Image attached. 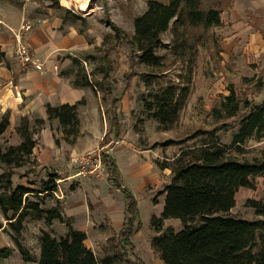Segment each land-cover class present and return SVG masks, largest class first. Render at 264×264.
I'll use <instances>...</instances> for the list:
<instances>
[{
	"label": "rangeland",
	"instance_id": "obj_1",
	"mask_svg": "<svg viewBox=\"0 0 264 264\" xmlns=\"http://www.w3.org/2000/svg\"><path fill=\"white\" fill-rule=\"evenodd\" d=\"M43 12L56 10V6L49 0H36ZM169 3L170 0H158ZM217 0H204L211 5ZM225 1V0H222ZM28 0H0L3 10L23 8ZM66 10L86 18L85 23H77L78 30H86L90 44L88 51L77 53L83 69L91 75L97 92H100L101 110L110 122L109 131L105 135L107 140L100 146L92 147L98 141L97 136H83L81 146L83 151L72 155L64 151L67 163H42L34 156L32 163L16 170L13 177L15 185H25L40 189L43 181H47L51 173L58 175L59 190L55 194H43L31 197L36 201L45 200V208L59 207L64 214V222L55 221L48 224L45 220L29 219L26 228L19 239L31 251L34 257L40 250V233L47 229L55 236L65 235L69 226L87 233L86 245L91 248L100 259L109 254H118L117 264H165L152 243L158 232L154 228V218L161 217L166 202V188L172 182V170H162L159 163L174 160L182 147L193 145L205 137L204 131L214 132L221 137L224 144L231 145L234 135L240 129V118L221 119L214 113V108L220 107L223 97L229 95V87L234 85L237 91L257 103L264 102V89L258 92L256 86L259 78L264 79V53L260 56H250L241 40H237V47L230 51L228 32L233 28L232 18L224 13L225 22L221 26L210 30L209 36L199 49L194 63L176 59L168 49L163 50L168 57L164 67L170 79L183 87L190 89L187 106L174 124L163 125L147 112L149 94L160 89L167 82L160 79L154 85L146 84L144 73L153 72L150 68L136 64L131 72V47L119 37L111 23L117 24L124 30L134 32V18L147 10L148 0H59ZM242 8V7H241ZM230 12V11H226ZM230 14V13H229ZM264 23V22H263ZM238 28H243L239 24ZM88 40V39H87ZM164 43L171 44L172 31L163 36ZM105 42L107 45H105ZM101 49V50H100ZM18 55V54H17ZM82 59V60H81ZM33 66V65H32ZM66 71L69 66L64 68ZM63 71V70H62ZM247 79H251L248 82ZM121 100L122 118L126 133L123 140L115 139L112 132L113 102ZM80 108V107H79ZM3 115H0V118ZM39 118L38 116L33 119ZM81 119L86 120L85 112ZM11 125L8 132L0 137V147L3 149L22 142L17 132L20 125ZM39 130V128H38ZM39 130L37 149L44 148L46 139ZM56 144L62 146L68 143L60 124L53 126ZM82 136V135H80ZM209 136V135H207ZM59 140V144L57 143ZM133 144L134 148H124ZM71 145V144H70ZM116 157L121 162L122 173L119 185L133 193L139 201L140 217L138 223L142 229L132 238V246L124 253L120 245V232L123 228V211L126 199L122 189L116 187L109 178L108 166L106 172L83 175L80 173L83 164L81 159L99 150ZM234 154L250 161L264 156V139H250L241 150L233 149ZM54 163V164H52ZM49 165V166H48ZM0 167V174L3 173ZM40 195V196H39ZM249 198L264 200V177L257 179V188L243 187L237 194V204L232 210L234 214L246 218H256L254 210L247 206ZM44 199V200H43ZM0 219L6 224V229L0 230V247L9 243L14 247L13 254L2 259L0 264H34L25 263L23 257L15 248L12 231L4 220L0 210ZM173 227L181 231L184 225L180 219H166L164 228Z\"/></svg>",
	"mask_w": 264,
	"mask_h": 264
},
{
	"label": "trees",
	"instance_id": "obj_2",
	"mask_svg": "<svg viewBox=\"0 0 264 264\" xmlns=\"http://www.w3.org/2000/svg\"><path fill=\"white\" fill-rule=\"evenodd\" d=\"M62 8L59 0H49ZM233 0H217L207 5L204 0H170L163 3L148 0L147 10L134 18L133 33L111 23L117 35L131 47V72L136 64L144 65L153 72L144 73L146 84L154 85L160 79L166 81L160 89L149 94L147 112L151 118L163 125L176 123L187 106L190 89L170 79L163 69L168 49L176 59L194 63L200 46L209 36L212 28L223 24V13L232 6ZM65 21L85 23L86 18L66 11ZM172 31L171 44L164 43L163 36ZM90 44L86 30H80ZM105 45L106 42H105ZM101 50V49H100ZM248 82L251 79H247ZM76 83L80 86L95 87L97 84L84 69L78 71ZM258 92L264 89V79L259 78ZM229 95L223 97L220 107L214 113L221 119L240 118V129L234 135L231 145L223 143L214 132L204 131V136L193 145L182 147L172 161L159 163L162 170H172V182L166 188V202L162 216L154 218V228L158 235L153 239V247L165 264H264V200L249 198L247 206L254 210L256 218L237 216L232 212L237 204V194L241 188H257V179L264 177V156L248 160L232 153L241 150L250 139H264V102L257 103L240 94L234 85L229 87ZM80 102L59 106L47 105L48 120H58L64 139L74 144L81 132L79 117ZM47 120L31 119L25 116L17 128L22 142L6 149L0 147V210L12 231V239L24 261L35 262L29 248L19 237L29 219L45 220L48 224L64 222V214L59 207L48 208L44 202L31 196L55 194L59 190L58 175L51 173L43 181L40 189L22 184L15 185L13 177L17 169L32 163L36 137ZM11 126L10 114L0 118V137ZM39 128V130H38ZM112 132L115 139L122 140L126 130L122 118L121 100L113 102ZM209 135V136H207ZM107 140V137H105ZM59 140L57 143L59 144ZM110 181L122 189L126 199L120 245L124 253L132 246V238L140 232L138 223L140 208L136 196L119 185L120 170L116 160L105 154ZM40 196V195H39ZM180 219L183 230L164 228L166 219ZM6 224L0 219V230ZM86 232L69 226L65 235L55 236L44 229L40 236L39 264H117L120 255L109 254L100 259L86 245ZM12 247L0 248V261L9 258Z\"/></svg>",
	"mask_w": 264,
	"mask_h": 264
},
{
	"label": "crops",
	"instance_id": "obj_3",
	"mask_svg": "<svg viewBox=\"0 0 264 264\" xmlns=\"http://www.w3.org/2000/svg\"><path fill=\"white\" fill-rule=\"evenodd\" d=\"M13 7L5 11L0 4V115L9 113L11 125L15 126L25 116L31 119L38 116L47 120L42 130L46 143L40 151L35 148L34 156L44 164L54 161L58 165L63 160L67 163L64 151L72 155L83 151L81 140L85 135L97 136L98 141L92 147L100 146L105 142L110 127L106 114L101 111L104 107L100 92L91 86L76 83L78 68L82 65L80 59H76V54L88 51L90 43L74 26L77 23L65 21L64 16L69 10L64 13L63 7L44 13L36 0H28L23 8ZM226 11L224 13H228L233 20V28L228 32L230 51L239 45L237 40H241L250 56H261L264 53V0H233L232 6ZM222 18L224 24L225 17L222 15ZM26 22L31 23L33 28L23 40L29 46L34 60L45 62L43 70L35 69L32 65L25 68L18 60L16 34ZM239 24L243 28H238ZM67 66L69 69L64 71ZM78 102L81 103L79 117L82 136L79 135L74 144L63 143L58 146L53 126L59 121L48 120L47 105ZM82 112H85L86 120L81 119ZM124 148L131 150L134 145L127 143ZM113 158L122 173L121 162ZM125 211L126 208L123 222ZM5 247L14 246L9 243ZM40 252L34 264H39Z\"/></svg>",
	"mask_w": 264,
	"mask_h": 264
},
{
	"label": "built area",
	"instance_id": "obj_4",
	"mask_svg": "<svg viewBox=\"0 0 264 264\" xmlns=\"http://www.w3.org/2000/svg\"><path fill=\"white\" fill-rule=\"evenodd\" d=\"M33 28V25L31 23H23L22 27L20 28V31L16 34L17 40H18V60L21 65H23L25 68L29 67L30 65H33L35 69L43 70L45 69V62L36 61L34 60V57L32 55V52L28 45L25 44L23 38L26 35V33L30 32ZM105 154L106 152H103L101 149L93 154H90L87 157H84L81 159L83 167L80 171L81 174L87 175V174H97V173H104L106 172L107 164L105 162Z\"/></svg>",
	"mask_w": 264,
	"mask_h": 264
}]
</instances>
